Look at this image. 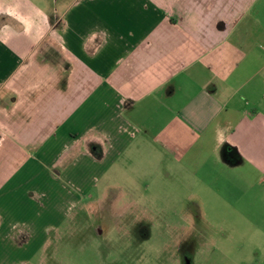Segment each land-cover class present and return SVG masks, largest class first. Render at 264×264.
<instances>
[{
  "label": "crops",
  "instance_id": "1",
  "mask_svg": "<svg viewBox=\"0 0 264 264\" xmlns=\"http://www.w3.org/2000/svg\"><path fill=\"white\" fill-rule=\"evenodd\" d=\"M62 17L53 44L50 16L0 0V264L30 262L43 202L62 200L59 157L64 173L90 167L91 185L113 173L123 188L149 177L159 196L167 180L170 200H259L264 0H76Z\"/></svg>",
  "mask_w": 264,
  "mask_h": 264
},
{
  "label": "rangeland",
  "instance_id": "2",
  "mask_svg": "<svg viewBox=\"0 0 264 264\" xmlns=\"http://www.w3.org/2000/svg\"><path fill=\"white\" fill-rule=\"evenodd\" d=\"M28 1L50 16L54 44L63 28L62 14L76 0ZM64 118L56 127L68 132L67 138L69 132L75 137L79 126ZM32 143L31 150H36L49 141ZM93 149L83 142L77 151L91 157L97 154ZM37 151L30 152L31 162ZM56 160L61 167L50 170L62 200H45L42 207L34 200L43 214L35 224L46 229L39 228V238L30 234L28 264H264L263 190L259 200H186V189H181L178 198L170 200L167 180L160 196L149 177L123 188L121 180L119 185L113 180L115 174L106 173L100 184L91 185L90 167L64 173L69 158ZM22 256L27 253L19 259Z\"/></svg>",
  "mask_w": 264,
  "mask_h": 264
},
{
  "label": "clouds",
  "instance_id": "3",
  "mask_svg": "<svg viewBox=\"0 0 264 264\" xmlns=\"http://www.w3.org/2000/svg\"><path fill=\"white\" fill-rule=\"evenodd\" d=\"M227 129H217V137L218 139L222 142L224 137H225V133H226Z\"/></svg>",
  "mask_w": 264,
  "mask_h": 264
}]
</instances>
